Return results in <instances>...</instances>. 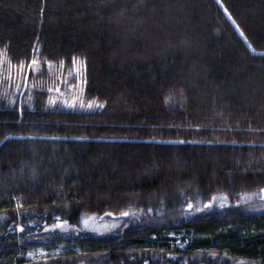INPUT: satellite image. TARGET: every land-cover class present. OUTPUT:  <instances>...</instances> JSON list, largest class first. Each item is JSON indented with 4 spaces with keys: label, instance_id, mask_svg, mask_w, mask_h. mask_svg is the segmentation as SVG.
Returning <instances> with one entry per match:
<instances>
[{
    "label": "trees",
    "instance_id": "obj_1",
    "mask_svg": "<svg viewBox=\"0 0 264 264\" xmlns=\"http://www.w3.org/2000/svg\"><path fill=\"white\" fill-rule=\"evenodd\" d=\"M258 189L264 0H0V264H264Z\"/></svg>",
    "mask_w": 264,
    "mask_h": 264
},
{
    "label": "rangeland",
    "instance_id": "obj_2",
    "mask_svg": "<svg viewBox=\"0 0 264 264\" xmlns=\"http://www.w3.org/2000/svg\"><path fill=\"white\" fill-rule=\"evenodd\" d=\"M74 73H79V70H75ZM56 100L61 99V97L57 96ZM79 99L77 95H73L72 98L69 99L70 103H74ZM211 204H215L217 206L228 205V198L226 195L217 194L214 195L211 199ZM238 205L239 208L246 213H255V212H264V189H258L256 191L250 193H243L239 196V199L233 203V205ZM119 215H88L80 222L78 226H72L63 221L53 222L51 224H44L40 228H36L37 232L34 234V240H47L49 239L48 232L54 231L56 236H69V235H78L79 233H93V234H103L109 232L117 225H119ZM19 231H25V227L22 225H17ZM30 233V232H29ZM33 233V231H32ZM38 233L41 236L37 235ZM178 243V240L174 241ZM43 252L40 249L34 250L33 252H29L28 256L30 259L36 258L38 254ZM170 260L176 259V256H172L169 258ZM181 262H184V259H178ZM234 264H248L246 262H237Z\"/></svg>",
    "mask_w": 264,
    "mask_h": 264
},
{
    "label": "flooded vegetation",
    "instance_id": "obj_3",
    "mask_svg": "<svg viewBox=\"0 0 264 264\" xmlns=\"http://www.w3.org/2000/svg\"><path fill=\"white\" fill-rule=\"evenodd\" d=\"M244 262V261H242ZM142 264H148L146 261L142 262ZM151 264H188L187 262H181L180 260L178 259H169L167 262H163V263H159V262H154V263H151Z\"/></svg>",
    "mask_w": 264,
    "mask_h": 264
},
{
    "label": "snow or ice",
    "instance_id": "obj_4",
    "mask_svg": "<svg viewBox=\"0 0 264 264\" xmlns=\"http://www.w3.org/2000/svg\"><path fill=\"white\" fill-rule=\"evenodd\" d=\"M33 63H35V61H33ZM101 107L103 106V105H100Z\"/></svg>",
    "mask_w": 264,
    "mask_h": 264
}]
</instances>
